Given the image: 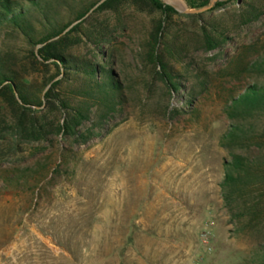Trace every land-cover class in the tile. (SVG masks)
<instances>
[{
	"label": "rangeland",
	"instance_id": "1",
	"mask_svg": "<svg viewBox=\"0 0 264 264\" xmlns=\"http://www.w3.org/2000/svg\"><path fill=\"white\" fill-rule=\"evenodd\" d=\"M9 1L41 33L44 13L62 27L96 0ZM171 4L192 11L185 0ZM213 7L174 10L164 21L155 51L179 84L171 95L149 57L160 13L128 2L89 13L69 35L78 44L67 53L91 63L100 62L97 49L111 54L121 100L84 146L54 131L45 140H15L0 110V264H264V116L228 114L247 88L264 89V0ZM205 32L224 36L221 53L206 49ZM31 51L18 30L0 24V55L39 90L44 71L31 68ZM83 79L70 76L56 90L71 107L81 103ZM63 118L47 112L45 124ZM91 119L85 129L94 128ZM232 155L248 159L256 179L242 178L225 203L221 183ZM204 223L212 230L209 253L199 242Z\"/></svg>",
	"mask_w": 264,
	"mask_h": 264
},
{
	"label": "trees",
	"instance_id": "2",
	"mask_svg": "<svg viewBox=\"0 0 264 264\" xmlns=\"http://www.w3.org/2000/svg\"><path fill=\"white\" fill-rule=\"evenodd\" d=\"M101 1L92 2L79 13L73 22L62 27L50 24L44 13L43 22L46 29L41 33L35 29L27 12L18 8L16 3L9 0L0 1V24L6 23L21 33L32 50L30 53L31 68L35 70L36 67H40L44 71L43 76L39 79V90H36L34 84L29 81V77L12 70L4 56L0 55V110L7 112L10 117L9 130L15 140L27 142L45 140L47 134L54 131L55 135L63 141L68 140L72 146L80 147L101 134L103 123L110 114L115 113L116 106L121 100L120 86L109 68L112 55L102 49H97L99 63L72 57L67 52L74 43L78 44V41H70L69 35L79 30L88 21L89 13L114 12L118 6L125 2L130 3L140 12H159L162 15L163 23H159L151 35L149 57L158 68L156 74L165 89L170 95L171 93L178 94L179 84L175 81L170 66L155 51V47L161 42L164 21L178 14L160 0H105L98 5ZM185 1L191 10H199L209 4V0ZM230 1L240 2V0ZM222 6L221 3L216 4L211 12ZM198 17L200 16H185L192 20ZM77 22L79 23L71 27ZM99 37L103 38L101 34ZM203 38L208 51L217 50L218 53H221L226 44V39L222 35L213 37L205 32ZM49 72L51 74L46 77ZM78 75L84 78L82 99L79 105L71 107L70 103L61 98L56 90L63 81H67L68 77ZM94 106L99 108L97 115L92 111ZM239 111L254 112L259 116H264V89L255 86L249 87L233 100L228 111L229 117L232 118V114ZM47 112L63 113L64 118L61 123L52 127L50 124H45ZM92 116L95 120L94 128L85 129L84 125L92 120ZM4 130L5 127H2V119H0V142L5 139ZM228 136L231 138L233 135L228 133ZM261 136L263 138L264 133ZM248 161L242 156L232 155V161L224 165L221 192L225 203L229 202L233 189L242 178L256 179L254 169L251 168Z\"/></svg>",
	"mask_w": 264,
	"mask_h": 264
},
{
	"label": "built area",
	"instance_id": "3",
	"mask_svg": "<svg viewBox=\"0 0 264 264\" xmlns=\"http://www.w3.org/2000/svg\"><path fill=\"white\" fill-rule=\"evenodd\" d=\"M212 230L209 223H204L199 233V242L206 253L211 252Z\"/></svg>",
	"mask_w": 264,
	"mask_h": 264
},
{
	"label": "water",
	"instance_id": "4",
	"mask_svg": "<svg viewBox=\"0 0 264 264\" xmlns=\"http://www.w3.org/2000/svg\"><path fill=\"white\" fill-rule=\"evenodd\" d=\"M105 0H102L98 5H100L102 2H104ZM161 2L163 1V2H165V4L164 5H166V6H169V7H171L173 10H177V11H180V12H182V13H185V14H196V13H201V12H205V11H207V10H210L212 7H213V5L217 2V0H209V6L208 7H206V8H203V9H200V10H192V11H183V10H180L179 8H176V7H173V5L171 4V2H176V1H178V0H160ZM97 5V6H98ZM96 6V7H97Z\"/></svg>",
	"mask_w": 264,
	"mask_h": 264
}]
</instances>
